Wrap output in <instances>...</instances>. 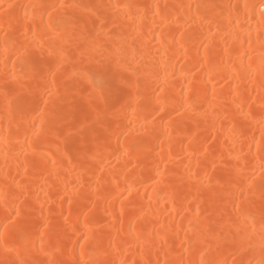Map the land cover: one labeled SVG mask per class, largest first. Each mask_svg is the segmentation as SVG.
Listing matches in <instances>:
<instances>
[{"label":"bare ground","instance_id":"obj_1","mask_svg":"<svg viewBox=\"0 0 264 264\" xmlns=\"http://www.w3.org/2000/svg\"><path fill=\"white\" fill-rule=\"evenodd\" d=\"M264 0H0V264H264Z\"/></svg>","mask_w":264,"mask_h":264},{"label":"snow or ice","instance_id":"obj_2","mask_svg":"<svg viewBox=\"0 0 264 264\" xmlns=\"http://www.w3.org/2000/svg\"><path fill=\"white\" fill-rule=\"evenodd\" d=\"M262 70H264V69H262Z\"/></svg>","mask_w":264,"mask_h":264}]
</instances>
